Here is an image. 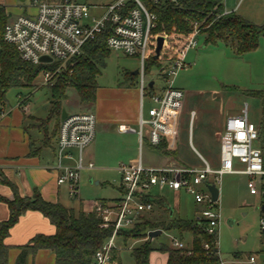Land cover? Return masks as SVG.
Here are the masks:
<instances>
[{
	"label": "rangeland",
	"instance_id": "374dc122",
	"mask_svg": "<svg viewBox=\"0 0 264 264\" xmlns=\"http://www.w3.org/2000/svg\"><path fill=\"white\" fill-rule=\"evenodd\" d=\"M59 2L60 0H42ZM89 5L106 4L114 0H79ZM8 20L20 14L33 12L30 0H13L6 4ZM223 7L244 20L256 24H264V0H223ZM101 10H92L98 15ZM164 33V32H163ZM161 32L154 31L153 36ZM166 40H172V33H166ZM197 45L190 49L185 58L186 66L179 69L172 79L171 85L183 90V105L178 119L176 149L172 154H161L155 147L143 143L139 150L138 139L134 133H122L118 123L131 114L133 102L137 99L139 105V89L137 74L140 70V60L136 56H127L120 51L109 50L104 60L100 74L96 77L97 94L92 105L79 103L78 95L73 88H68L66 99L61 109L67 112L92 111L96 117L104 116L106 121L97 122L92 142L84 149L86 159L93 163V168H83L79 174L78 194L69 196L67 185L61 187L60 202L66 207L76 208L79 201L91 203V210L99 205L100 199H117L121 196L119 187L121 177L117 171L120 163L137 159L139 154L145 164L150 166L177 165L202 166L197 152L203 156L212 167L219 166V133L227 116L239 115L246 106L248 119L258 124L261 118V108L264 102L262 86L263 41L259 38L258 46L249 52L235 53L231 47L218 41L205 43L202 35L197 36ZM150 58H153L151 56ZM149 59V58H148ZM146 61L145 63H147ZM149 66L147 80L154 81V95L160 94L162 88L170 83L163 79L162 67L159 62ZM58 65L54 69L56 72ZM36 86L10 88L6 91V102L3 113L12 109L45 119L47 117L49 89L43 83L42 72L35 79ZM21 101V102H20ZM18 102L22 104L18 108ZM152 101L143 99V113L146 115ZM15 110H12L14 114ZM55 117L41 124L48 126L53 132ZM136 126V123L134 127ZM258 144V143H255ZM235 168H240L234 162ZM247 177L243 174L224 173L219 185L220 223L217 228L219 254L223 264H234L236 258L242 263L253 255L256 264H264V235L261 233L258 220L260 216L257 195L249 193ZM153 195L164 197L172 216L191 219L197 215L199 206L184 191L171 189H152ZM82 205V204H81ZM111 205V204H110ZM152 218L168 219V212L162 211L155 204L150 212ZM146 214V213H145ZM160 229V228H158ZM155 230V229H153ZM161 230L156 237L151 238L153 250L149 254L147 264H164V253L159 246H171L172 239H179L173 229ZM151 230L147 231L148 232ZM142 240L128 239L123 241L121 235L114 239L111 252L117 253L119 264H135L131 255L133 248ZM190 238L184 237L189 244ZM113 255V253H112Z\"/></svg>",
	"mask_w": 264,
	"mask_h": 264
},
{
	"label": "built area",
	"instance_id": "2783aa9c",
	"mask_svg": "<svg viewBox=\"0 0 264 264\" xmlns=\"http://www.w3.org/2000/svg\"><path fill=\"white\" fill-rule=\"evenodd\" d=\"M155 4L179 3L183 0H149ZM131 4V5H130ZM32 13L20 14L8 20L3 29V39L13 45L20 58L33 65L57 63V71L80 55L83 46L106 27L110 33L106 38L109 50L120 51L127 56H136L140 60L137 72L139 89V107L136 127L119 125L121 132H134L137 135L139 150L144 142L157 147L166 142V148H173L176 141L177 116L183 105V90L171 85L177 71L186 66L185 58L190 49L197 45L198 28L195 25L188 34L172 33V40H166L165 33L153 36L156 15L148 10L144 0H114L106 4L89 5L79 0L46 2L30 0ZM92 10H101L93 15ZM232 12V11H231ZM223 9V14L231 13ZM164 41L156 55L157 37ZM262 61V86L264 88V33ZM50 58L41 61V57ZM153 56L162 67L163 79L169 81L162 92L155 96L148 87L145 62ZM46 84L52 72L41 71ZM55 72V71H53ZM147 97L153 103L146 115L143 113V99ZM21 102V101H20ZM18 102V104H20ZM3 112H0V115ZM96 119L90 111L67 113L60 119L57 130L56 157L58 174L57 184L67 185L69 196H77L80 171L93 168L86 161L84 149L95 135ZM257 125L247 116L246 106L239 115L227 116L219 133V166L212 167L197 152L202 166L162 165L147 166L139 154L137 159L120 163L117 171L121 177L122 194L117 201L99 203L94 211L102 219L101 227H111V235L94 253L91 264H117L111 250L118 231L133 227L145 213L152 211L153 204L142 200L154 196L152 189H171L188 194L199 211L196 215L209 234H218L220 223L219 185L224 173L243 174L247 177L250 194L260 199L261 211L258 224L264 235V157L258 137ZM258 143V144H255ZM75 157L73 165H63L65 158ZM234 162L240 168L234 167ZM218 188V198L213 201L208 186ZM159 196V195H158ZM111 204V205H110ZM171 247L184 249L187 245L180 239H172ZM249 261L254 263L253 255Z\"/></svg>",
	"mask_w": 264,
	"mask_h": 264
},
{
	"label": "trees",
	"instance_id": "16d2710c",
	"mask_svg": "<svg viewBox=\"0 0 264 264\" xmlns=\"http://www.w3.org/2000/svg\"><path fill=\"white\" fill-rule=\"evenodd\" d=\"M144 2L148 10L156 15V24L152 32L188 34L196 25L198 35L203 36L205 43L223 42L237 54L257 48L259 38L264 33V24L250 23L233 12L223 14V0H183L179 3L161 4L149 0ZM8 16L5 6L0 4V112L6 102V91L10 88L36 86L35 79L41 71L52 72L46 83L49 89L48 119L55 117L57 122L60 120L62 102L67 97L68 88L76 91L80 104L92 105L98 88L96 77L100 74L109 53L106 46L109 28L106 27L86 42L82 53L66 63L60 71L53 72L57 63L33 65L25 62L14 46L4 41L3 29ZM147 61L145 72L149 73V66L155 65L156 60L149 58ZM257 131L264 157V102ZM164 147L165 143L162 142L155 148L164 154L173 153ZM2 181L11 187L13 197L7 199L0 196V201L5 202L9 210L7 219L0 221V264H9L7 260L9 247L4 243L9 229L29 210L41 212L55 226V232L52 235L37 234L21 245L15 264H25L27 256L38 249H49L54 253L55 260L50 264L92 263L94 253L112 232L111 227H101L102 219L94 210L84 212L79 208L75 211L59 202L46 201L36 189L30 196H20L13 183L5 179ZM142 200L152 202L169 214L164 197L146 196ZM97 201L103 205L107 200ZM158 228L175 230L182 241L186 236L190 238L189 244H186L187 248L184 249L159 246V251L165 254V264H223L219 254L218 234H209L196 216L182 219L170 215L168 219H163L152 218L151 214H143L133 227L120 230L117 234L121 235L124 242L128 239L142 240L131 252L135 264L148 263L153 248L147 231ZM112 253L117 260V253L114 251Z\"/></svg>",
	"mask_w": 264,
	"mask_h": 264
},
{
	"label": "crops",
	"instance_id": "0c3cea01",
	"mask_svg": "<svg viewBox=\"0 0 264 264\" xmlns=\"http://www.w3.org/2000/svg\"><path fill=\"white\" fill-rule=\"evenodd\" d=\"M10 2H13V0H0V4H3L5 8H7L6 4ZM150 81L153 82L151 88L154 92V81ZM161 88L163 90L164 87ZM17 106L19 108L20 106H22V104L20 103ZM16 108L12 109L15 110L14 114H12L11 110L7 114L0 116V196L7 199H11L13 197V191L11 187L7 183L2 181V179H5L13 183L17 187V191L20 196H30L32 195L33 190L36 189L41 194L44 200L49 202L61 203V187H66V185L57 184L56 182L57 176L61 172V170L57 167L56 157L57 130L60 120L57 122V120L55 119V126L53 128V132L49 133L47 126L49 120L48 108L47 117L45 119L31 114L26 115L22 111H16ZM179 114L180 112L177 116V134L175 145L173 146V148L168 149L166 148V142H164V149L167 151H174L176 149L177 136L179 134ZM137 116V99H135L133 102L131 114H127L126 117H123V120L118 123V126L126 125L135 128L136 126L134 127V125L136 123ZM95 119L97 123L106 121L108 118L104 116H100L97 118L95 115ZM43 121H46L47 125L41 124ZM158 151L165 156V154L162 153L160 150ZM84 159L86 161H90L89 159H86L85 156ZM74 162L75 157L65 158L62 160L63 165H73ZM119 191L122 194L123 190L121 185L119 187ZM79 208H81L84 212H89L91 211V203L88 204L83 201L81 203L79 201L78 207L73 209L77 211ZM162 211L164 210L162 209ZM172 213L170 214L169 212V215H172ZM8 214L9 210L6 203L0 201V221L7 219ZM54 232L55 226L50 223V221L41 212L35 210L26 211L23 215L19 217L18 221L9 229V233L4 239V243L9 247L7 254L8 263L15 264L17 255L19 253V247L27 243L32 237L37 234L52 235L54 234ZM165 259L166 257H164V264ZM54 260L55 255L51 250L38 249L33 254H29L27 256L25 264H50L53 263ZM235 260L236 262L234 264H256L255 259L254 263H251L249 261V257L246 263L240 262V260H238L237 258Z\"/></svg>",
	"mask_w": 264,
	"mask_h": 264
},
{
	"label": "water",
	"instance_id": "95a60500",
	"mask_svg": "<svg viewBox=\"0 0 264 264\" xmlns=\"http://www.w3.org/2000/svg\"><path fill=\"white\" fill-rule=\"evenodd\" d=\"M163 41H164V37L163 36H158L157 37L156 55L159 53V51H160V49L162 47ZM49 60H50V58H48L46 56L41 57V61H49ZM137 72L138 71L135 70L133 73L136 75ZM152 84H153V82L150 81L148 83V87L151 88ZM66 115H67V111L64 108H62L61 111H60V119H64L66 117ZM208 188H209V191L211 193L212 200L215 201L218 198V188L215 187L213 184L209 185ZM171 213H172V209L170 208V214ZM160 232H161L160 229L151 230V231L148 232V236L150 238H153V237H156L158 234H160Z\"/></svg>",
	"mask_w": 264,
	"mask_h": 264
}]
</instances>
